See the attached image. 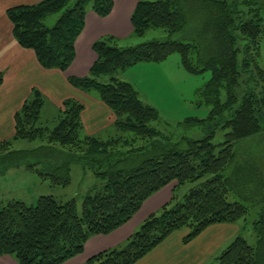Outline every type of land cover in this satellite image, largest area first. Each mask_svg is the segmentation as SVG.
Masks as SVG:
<instances>
[{"label": "trees", "instance_id": "trees-1", "mask_svg": "<svg viewBox=\"0 0 264 264\" xmlns=\"http://www.w3.org/2000/svg\"><path fill=\"white\" fill-rule=\"evenodd\" d=\"M252 4L260 8L257 15L247 19L229 0H141L131 19L135 36L142 38L150 30L163 29L171 36L183 35L185 42L170 39L119 48L115 38L104 37L93 44L97 60L89 75L70 77L69 83L83 92L96 93L116 116V129L132 133L133 140L82 137L81 115L85 108L74 100L63 103L55 130L40 128L46 100L40 91H33L15 117L13 140L61 146L73 154L75 162L92 164L105 184L85 198L81 214L75 200L63 204L52 197H41L36 207L11 202L0 211L1 258L9 257L17 264H65L82 255L92 238L111 235L129 223L148 200L173 183L177 191L188 184L195 187L175 205L173 192V202L149 217L124 248L100 253L85 264H137L176 232L189 230L184 240L187 244L211 226L236 223L247 216L249 211L243 202L229 199L236 192L241 198L247 196L238 184L252 168L256 169L249 161L243 166L234 164L236 144L264 133V69L256 59L260 54L253 52H259L264 43V18L260 14L264 12V0H252ZM89 8L105 19L113 12L114 0H44L9 9L7 18L18 44L32 50L44 69L66 73L76 60V43L85 30ZM59 13L62 16L56 25L47 28L45 21ZM242 41L246 45L238 48ZM242 53L245 58L240 66ZM173 54L181 56L183 68L191 74L212 73L211 81L198 93L212 106L208 121L228 130L226 141L215 146L213 132L202 141H187L186 150L156 153L131 170H118L115 162L138 151L129 149L134 148L131 144L136 139L155 141L159 136L150 127L159 115L141 101L133 85L115 77L106 83L101 81L139 64L162 63ZM250 72L260 80L256 81V89L248 86L254 76L242 80ZM241 88H246L242 95ZM222 90L227 94L224 103L220 100ZM205 123L191 119L186 122L193 126ZM11 146L10 141L1 143L0 153ZM124 148L128 152L119 153ZM230 168L231 176H225ZM46 176L53 185L68 186L70 166H55ZM205 178L208 180L203 182ZM261 215L264 221V210ZM261 223L264 225H257ZM261 232L264 234V228ZM259 243L264 244V239ZM260 254L259 247L239 237L218 263L260 264Z\"/></svg>", "mask_w": 264, "mask_h": 264}, {"label": "rangeland", "instance_id": "rangeland-1", "mask_svg": "<svg viewBox=\"0 0 264 264\" xmlns=\"http://www.w3.org/2000/svg\"><path fill=\"white\" fill-rule=\"evenodd\" d=\"M147 1L156 2L157 0ZM229 2L232 5L235 4L240 15L247 19L257 15L256 10L260 8V5L252 4V0H229ZM260 14L264 18V12H260ZM61 16L62 13L49 17L45 21L46 27L53 28ZM170 39L185 42L183 35L171 36L163 29H153L142 38L134 36L125 41H117V46L129 48L153 41L165 42ZM245 45L246 41L239 42L238 48ZM253 52L260 54L256 59L264 69V43H262L259 52L255 50ZM244 58L243 53L239 55L240 66ZM151 65H153L152 68L139 66L134 70L136 77L133 79L134 83L131 81L130 83L138 91L141 101L158 112L159 120L151 123L150 127L156 129L159 136L155 141L148 138L136 139L134 141L136 143L131 144L134 148L129 147V149H138V151L130 156H123L121 162H115L118 170H131L156 153L172 149L186 150L188 148L187 141H202L213 132L215 133L213 140L215 146H220L226 141L225 136L228 130L223 129V125L218 126L216 122L208 121L212 106L207 105L198 93L211 81L212 73L191 74L187 72L181 64L179 54H173L160 64L152 63ZM123 73L124 71H118L113 76H105L101 82L106 83L112 77L122 76ZM250 75L254 76V81L250 82L248 86L256 89V85H258L256 81L260 82L256 74L245 73L242 80L247 81ZM240 90L239 93L242 95L246 88ZM220 100L222 103L226 102L225 90L220 93ZM59 117L60 110L53 103V98L48 95L38 126L53 131L59 124ZM189 119L206 121V123L201 126L188 125L186 122ZM262 127L264 128V120ZM112 133L113 137L117 135L120 138L131 140L134 138L132 133L117 130ZM10 142L11 149L0 153V211L13 201L23 202L28 207H36L41 197H52L63 204L75 200L81 214L85 198L105 184L96 175L95 167L92 164L75 162L73 154L61 146H50L41 141L11 140ZM127 149L124 148L119 153L125 154L128 152ZM235 153L236 163L234 164L243 166L249 161L250 165L256 167V169L252 168L248 172L249 174H245V180L238 184L239 188L248 192L247 196L241 198L242 196L236 192L229 199L230 202H243L249 211L245 218L236 222L240 228L237 238H244L250 246L259 247L261 250L260 264H264V244L260 245L259 243L261 238L264 239V234L261 232L264 225L262 223L257 225L258 222L264 223L261 215L264 210V133L255 139L237 143ZM61 164H68L71 169V183L68 186L53 185L50 177L46 176L49 175L52 168ZM233 168H230L224 175L230 177ZM206 180L208 178H205L203 182ZM194 187L195 185L188 184L177 191L173 205L182 202ZM182 231L189 234L188 229Z\"/></svg>", "mask_w": 264, "mask_h": 264}, {"label": "crops", "instance_id": "crops-1", "mask_svg": "<svg viewBox=\"0 0 264 264\" xmlns=\"http://www.w3.org/2000/svg\"><path fill=\"white\" fill-rule=\"evenodd\" d=\"M42 1L44 0H0V75L3 76V84L0 86V144L14 139L15 117L24 103L31 98L34 90L40 91L45 100L48 95L51 96L59 110L66 100L82 104L85 108L81 115L82 137L102 141L120 137L117 135L113 137L112 132L117 129L116 116L112 110L96 93H86L74 88L68 79L85 78L89 75L97 60L93 50L96 41L104 37H113L120 42L135 36L131 17L141 0H114L113 12L105 19L98 17L89 8L85 30L76 43V60L66 73L44 69L32 50L24 49L18 44L13 35V26L7 18L9 9L33 6ZM143 64L125 70L124 76L118 75L115 78L133 85L130 81L133 82L136 77L134 70L139 66L144 68L153 66L152 63ZM173 192H177L176 183L148 200L140 212L116 232L92 238L86 244L82 255L65 264H85L100 253L125 247L132 235L149 217L158 214L163 207L173 202ZM239 234L240 228L237 223L218 224L209 227L186 244L184 240L188 232L179 231L137 264H218L219 257ZM0 264L17 263L9 257H0Z\"/></svg>", "mask_w": 264, "mask_h": 264}]
</instances>
